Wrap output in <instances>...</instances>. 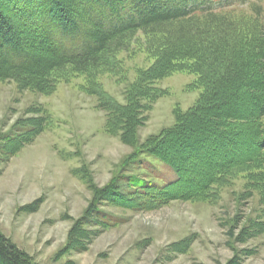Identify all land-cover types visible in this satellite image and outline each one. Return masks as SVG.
I'll return each instance as SVG.
<instances>
[{
  "label": "trees",
  "instance_id": "16d2710c",
  "mask_svg": "<svg viewBox=\"0 0 264 264\" xmlns=\"http://www.w3.org/2000/svg\"><path fill=\"white\" fill-rule=\"evenodd\" d=\"M259 2L0 0V82L14 81L22 90L50 95L70 75L84 77L80 88L97 97L105 113V132L137 148L126 163L142 166L147 155L175 172L164 184L131 177L130 192L113 179L95 194L101 201L132 211L172 201L216 202L222 188L244 178L247 192L257 191L264 206V6ZM139 32L147 37L146 50L155 61L127 84L121 103L100 78L124 73L119 54L130 50ZM184 71L197 77L190 89L203 90L198 102L187 111L177 109L174 126L138 148L139 129L165 95L159 82ZM27 115L8 133H0V164L53 124L47 109L31 107ZM91 223L99 229L96 236L118 225L96 207L89 208L69 232L71 250L88 249V242L79 240ZM254 226L264 233L263 223ZM244 234L238 235L239 242ZM189 247L187 240L178 252ZM0 264L36 263L0 233Z\"/></svg>",
  "mask_w": 264,
  "mask_h": 264
},
{
  "label": "rangeland",
  "instance_id": "374dc122",
  "mask_svg": "<svg viewBox=\"0 0 264 264\" xmlns=\"http://www.w3.org/2000/svg\"><path fill=\"white\" fill-rule=\"evenodd\" d=\"M259 3L264 6V0ZM146 43L143 33L136 34L130 50L119 54L124 73L100 78L104 89L121 103L127 84L155 61ZM68 78L50 95L22 90L14 81L0 82V133H8L15 121L29 116L31 107L47 109L53 117L46 132L0 164V233L36 264H230L233 259L236 264H264V233L254 226L264 224V206L257 191L247 192L244 178L222 188L216 202L172 201L132 211L96 198L113 179L130 192L131 177L164 184L176 175L147 155L142 166L126 163L137 148L105 132V113L97 97L80 88L84 77ZM196 79L184 71L159 82L165 95L139 129L138 148L150 136L174 126L177 109L187 111L198 102L203 90L189 87ZM36 202L38 208L32 211ZM93 207L118 225L97 236L99 229L92 223L84 227L79 244L88 242V249L73 251L69 232ZM242 232L245 239L239 242ZM187 240L189 249L178 252Z\"/></svg>",
  "mask_w": 264,
  "mask_h": 264
}]
</instances>
